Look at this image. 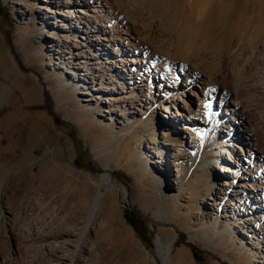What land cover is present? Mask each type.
I'll return each instance as SVG.
<instances>
[{
  "label": "rangeland",
  "instance_id": "rangeland-1",
  "mask_svg": "<svg viewBox=\"0 0 264 264\" xmlns=\"http://www.w3.org/2000/svg\"><path fill=\"white\" fill-rule=\"evenodd\" d=\"M136 1L94 0L95 13L89 4L87 17L82 15L92 40L104 33L118 40L113 54L92 46L99 74L105 80L116 74L107 59L128 62L133 57L144 76L133 96L140 90L143 106L152 102L149 90L162 74L183 78V83L187 75L192 84L180 83L174 94H163L165 105L175 107L171 113L187 109L210 118L220 94L229 92L252 108L249 122L264 151V0ZM53 2L0 0V264H66L62 259L69 258L119 264L132 253L120 245L154 255L157 237L163 243L175 238L170 258L178 264H262L264 219L257 235L247 228L246 235L238 232L244 219L239 209L229 213L227 222L214 220L207 205L208 193L219 195L213 171L206 172L204 185L189 195L185 191L196 168L209 163L216 146L225 145V130L207 120L212 126L205 128L204 145L193 152L167 129L162 116L169 114L162 110L153 115L133 105L139 112L126 102L121 115L111 113L90 91L93 80L81 82L76 65L63 64L58 56V41L61 45L68 38L72 44L77 22L71 8L52 13L64 0ZM86 54L85 59L92 57ZM153 63L161 71L153 72ZM155 145L157 152L148 149ZM176 150L185 164L184 191L178 195ZM102 175L108 176L107 184L99 183ZM249 185L261 191L264 182H239L241 191ZM97 194L102 198L85 233ZM126 213L142 217L137 230ZM8 229L16 234L13 245ZM113 244L118 246L109 249Z\"/></svg>",
  "mask_w": 264,
  "mask_h": 264
},
{
  "label": "bare ground",
  "instance_id": "bare-ground-1",
  "mask_svg": "<svg viewBox=\"0 0 264 264\" xmlns=\"http://www.w3.org/2000/svg\"><path fill=\"white\" fill-rule=\"evenodd\" d=\"M41 1L44 3H48L49 6L54 5L53 0ZM93 2L94 0H64V2L60 4V8L55 7L53 11H51L52 13L57 15L59 13L56 10L71 8L69 11L72 14H75L73 15V17L76 18L77 22L76 28L74 29L75 39L72 41V44L70 43L68 38H66L65 43L61 45L60 41H58L57 47L62 50V53H59V51H57V54L61 59L64 60L63 64L73 66L76 65L75 71L81 72V74H79V76L81 77V82L86 83L87 81H89V78L93 80L91 85L92 89L90 91H93V95H96V99L98 101H102V103L103 101H105L104 103L108 104V108L111 113L114 111L118 113V115H121V111H119L120 106L122 104L125 105V103L127 102L130 105L131 109H136L139 112L141 110L134 108L135 104L136 106L144 108L149 113L152 112L153 115L155 114V111L157 112V109L162 110L165 114H169L168 117H166V115L162 116V118H167L168 120L167 129L174 131L176 135H179V143H181L182 145L186 143L188 145L186 147L190 151H200L201 146L204 145V134L207 132L205 128H209L212 126V124L210 125L207 120L211 121L212 119H214V125L215 123H218V127L220 128V130H225L224 132L222 131L224 134H222L221 136V142L225 143V145L223 147L216 146V148L214 149L215 151L211 152L212 156L207 161L209 163L202 166L200 170L196 168L195 172L192 174L194 177V182L189 183L185 188V191L187 195H189L190 190H197L201 185H204L205 182H207V180H205L206 172L213 171L216 178L214 186L216 187V189H218L219 195L217 196V194H215V197L212 194L208 193L207 200L209 201L207 202V205L209 206L208 208L212 211L213 215H215L216 217V219L214 220L219 222V218H221L226 220L227 222V219L230 218L229 213L231 214L234 212V210L239 209L238 212H241L240 216L244 219L240 221L242 229H239L238 232L245 234V232H243V229L247 228L249 229V231L253 232L254 235H257L258 222L264 219V187L261 191H259L258 189H254L251 185H249L246 190L241 191V188H245L239 186V182H241L242 184L259 182L262 184L264 182V151L259 148V141L257 140L254 127L251 125L252 123L249 122L250 110L252 108H249V110L247 106H245L244 103L241 102L243 100L240 101L236 98L233 100L230 97L231 95L229 96V92H222L223 94H220V101L217 110L210 118L207 116H200L199 114L195 112L193 113L192 111L187 109L185 110L187 112L184 114H180L178 113V111H176V113H171L170 110H175V107H167V105H165V96L163 94H174L175 91L178 90L177 88L180 86V83H183V78L181 79L175 77L171 79V77H169L167 74H162L163 76L158 79L157 84L154 85L153 88H150L149 91L153 97L151 98L152 102H146V106H143V102L139 98L142 92H140L139 90V94L133 96V87L135 88L134 85H140L144 80L143 73L140 72V66L142 67V65L138 66V64H136L138 62H136L133 57H131V60H128V62L123 61L122 59H118V62L113 60L109 61V59H107L106 63L114 69H117L116 74L115 72H113L111 77L109 79L107 78L108 80H105L104 76L99 74L100 66L96 67V65L94 64L96 60L95 57L91 55L92 46L95 45L103 47L106 51L110 52V54H113L114 52L112 51V48L116 46L118 40L114 39L113 35L110 36L111 40L107 39L108 37L105 33L100 38H96L94 40L91 39V32L90 30H88L89 22L85 17H87V11H89L91 7L93 9L92 12L95 13L98 5H93ZM131 2H133L134 4H132L135 5L137 1L131 0ZM89 4H91L90 8ZM108 8L111 10L109 6ZM43 11L48 12L47 7H45ZM83 14H85V17L82 16ZM47 38L53 37L49 35ZM54 47L55 46H51V51L55 50ZM86 53H88V55L92 57L85 59V55H87ZM90 65L92 68H88ZM150 69L153 70V72L161 71V69H159V67L154 63L152 64ZM163 72L165 73V71ZM94 76L95 78H93ZM182 76L185 78L184 83L186 82L187 84L188 82L189 84H192L191 81H189L187 75L183 74ZM199 80L202 81V83H205L203 79ZM206 82H208V80ZM127 85L128 87L130 86V89L125 88ZM186 86H184V88H187ZM196 87L197 89L201 90L200 87ZM126 89H129V94ZM172 102L173 99H170L168 103L171 104ZM216 115L221 118L220 123L219 120L216 119L217 117L215 118ZM158 127L159 123L157 122L156 131ZM129 130H131V127L129 128ZM161 130L162 128L160 129V131ZM151 140V143L154 144V139L151 138ZM148 149H151L155 152H157L158 150L157 145H155L154 148L148 147ZM179 154V151H177L173 155L174 163L178 162L176 165H173L175 167H179L176 170L177 176L174 183V192H176L177 195L181 194L184 191L183 166L185 164L181 163V157L179 156ZM196 161L198 163H201V157H198ZM215 170L217 174L220 175L219 177H217V175L215 174ZM108 181V176L102 175L100 177L99 183L101 185H104L107 184ZM209 190L210 188H207V191ZM173 197H175V195ZM101 198L102 194H97L92 200L89 214L85 220L83 227V231L85 233H87L88 229L90 228V223L97 210L98 203ZM218 224L219 223H217V225ZM230 224H232L234 228H239V226H236V224L233 222ZM250 226L254 227V229L250 230ZM227 232L230 233L229 228L225 230V233ZM7 233L9 234L7 238L13 245L16 240V234H14L10 229H8ZM64 236H66L65 233ZM117 246L118 244L109 245V249H114ZM120 246L130 249L132 253L130 257L121 259L119 264H152V262L156 263L157 261H159L160 264H178L174 261V258H170L175 246L174 237H172L167 243H163L162 239L160 237H157L154 245V255L147 254L149 256L143 255L141 250L136 247H132L129 245ZM83 252L87 251H84L83 249ZM140 254H142L144 257H139ZM253 256L254 258L258 257L257 253L255 252L253 253ZM261 257V259L263 260V264L264 255H261ZM62 260L66 261V264L82 263V259L75 260L73 258H69L68 260Z\"/></svg>",
  "mask_w": 264,
  "mask_h": 264
},
{
  "label": "trees",
  "instance_id": "trees-1",
  "mask_svg": "<svg viewBox=\"0 0 264 264\" xmlns=\"http://www.w3.org/2000/svg\"><path fill=\"white\" fill-rule=\"evenodd\" d=\"M125 219L135 230L138 228V222L143 221L138 213H126Z\"/></svg>",
  "mask_w": 264,
  "mask_h": 264
},
{
  "label": "snow or ice",
  "instance_id": "snow-or-ice-1",
  "mask_svg": "<svg viewBox=\"0 0 264 264\" xmlns=\"http://www.w3.org/2000/svg\"><path fill=\"white\" fill-rule=\"evenodd\" d=\"M211 105L210 104H206L205 107H210Z\"/></svg>",
  "mask_w": 264,
  "mask_h": 264
}]
</instances>
